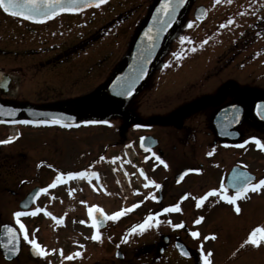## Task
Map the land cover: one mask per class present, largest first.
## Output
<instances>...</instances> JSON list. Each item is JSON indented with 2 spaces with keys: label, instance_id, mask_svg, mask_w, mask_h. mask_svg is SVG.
<instances>
[{
  "label": "flooded vegetation",
  "instance_id": "obj_1",
  "mask_svg": "<svg viewBox=\"0 0 264 264\" xmlns=\"http://www.w3.org/2000/svg\"><path fill=\"white\" fill-rule=\"evenodd\" d=\"M118 1L122 4L129 3L125 5L127 10L132 6L136 7L137 12L134 22L127 24L125 37H121V30L110 42L97 45L98 49L94 55L81 57L82 53L76 52L80 50L78 47L82 44H94L93 40L111 31L115 24L109 25L111 22H108L99 29L102 33L97 30L91 34V38L72 45V49L68 47L63 52L47 58L48 66L52 69L59 67L57 74L50 79V82L57 84L59 96L54 97L38 90L34 94L36 96L31 98V95L22 92L19 86L13 89L14 70L0 66L3 78L0 77V100L21 106L68 112L101 101L105 97L106 86L111 77L128 61L131 37L152 2L144 0L137 4L138 0ZM98 8L87 11L95 12ZM8 16L0 9V17L6 19ZM129 16L130 13L126 17L124 14L120 23L125 25ZM258 20L255 24L262 30L261 37L264 38V15ZM204 22L196 21L193 24L197 26ZM26 23L30 25L25 27L31 37L35 31H32L31 27L34 26L30 22ZM46 24L49 23L35 25ZM177 28L171 33L178 32V36L168 37L163 54L154 64L145 85L120 111L103 105L93 109L98 110L96 114L83 116L87 110L79 115L76 122L65 123L71 127L19 122L15 124V135L5 133L0 136V140L15 137L10 143L0 144V232L6 223H11L18 230L21 239L19 254L12 260L4 258L0 246V256L4 263H17L24 257L21 264H79V259L83 257L89 260L85 264H138V258H149L148 264H204L207 253L211 252V256L207 257L211 264L217 263L220 258V262L224 264H254L253 254L264 248V242L256 246L245 241L254 229L264 228V215L261 216L264 214V189L258 192L250 191L247 198L238 199L237 204L241 209L238 214L234 205L222 200L219 194L209 196L203 201L200 207L205 212L199 216L203 217L199 223L201 225L207 217L214 216L210 206H220L227 211L216 215L215 224H212V227L224 231L221 240L216 243L213 241L217 235L212 231H191L187 227V223L192 219L193 206L197 208V199L200 196L211 189H219L222 183L227 188V194H234V172L250 173L253 182L264 178V149L257 147L256 143L250 140L251 137H256L264 143V118L256 112V105L264 103V84L257 83L254 71L240 68L239 53L235 51L239 45L247 46L249 37L239 36L230 48L233 51L223 53L217 51L221 46L218 49L213 44L203 43L201 46L205 41L204 37L196 38L198 42H195V37L190 36V40L182 42L181 37H185L186 32ZM247 32L249 35L254 34L253 30L248 29ZM129 34L130 38L127 40ZM16 35L17 32H14L12 37L11 34L9 38L6 37L3 40L4 46H17ZM193 47L195 51L191 50ZM0 50L3 53H15L11 49ZM262 51L261 47L258 51L253 49L250 55H260ZM177 53L181 54L180 58L175 55ZM96 77H99L98 80ZM68 85L73 89L65 91ZM232 106L239 109V119L235 122L232 120ZM86 120H107L110 123H83ZM0 125L10 127L9 123L3 121H0ZM19 126L41 131V143L27 134L25 129H19ZM97 127L102 128L104 132L98 144L95 133ZM141 137L145 138L143 147ZM46 139L56 141L49 143ZM245 140L249 142L244 144ZM38 143L40 144L37 145ZM52 144L59 154L56 167L54 166L56 176L87 169L89 176L91 172H97L99 177H91L89 180L86 176L58 182L55 187L48 188L46 193H41L29 206L24 207L23 202L35 188L39 191L55 180L46 184L45 181L29 178L31 169L27 163L31 156L37 155L38 152L33 154L34 149L45 147L38 153H41L43 158L39 156L37 159L42 162L41 166H44L48 162L47 152L52 149ZM210 151L213 152L211 156L207 155ZM156 156L160 159H156ZM113 157L120 159L113 161ZM161 160L164 163H161ZM47 168L49 169L48 166L45 169ZM140 169L144 170L143 174ZM189 169L200 171H187ZM184 170L186 173L183 177L177 179V175ZM145 175L160 187L155 184L144 187L147 183ZM136 189H139L138 193ZM149 193L157 199H152ZM53 198L62 200L63 211H71L72 218H84L90 228L87 237L82 236L83 232L80 234L78 226L72 229L71 233L75 239L68 245L48 246L39 238L32 237L31 228L26 223L28 220H34L36 223V220L42 218L57 223L59 221L53 217H62L63 221L67 218L63 211L57 212L44 203L52 201ZM139 198L147 202L148 207L145 208L148 209H145L143 217L133 223L132 227L142 223L149 214H159L157 218L167 217L164 220L171 223L167 230L156 227L153 238L145 240L147 251L140 253V246L132 247V257L129 258L126 252L127 241L125 242L123 237L127 232L126 222L135 216L133 214L139 211V208L122 215L116 221L107 220L98 228L91 224L93 217L89 216L88 209L97 205L105 214L110 215L121 208L126 209L136 204ZM4 202H8L7 205L11 202V207H4ZM143 204L144 202L139 205L140 211L144 210ZM176 204H179L181 211H163L164 208H171ZM37 207L41 208V211L36 215H24L19 219L25 225L29 239L35 238L46 249L55 250L49 251L46 256L33 255L32 246L23 238L24 232L20 230L14 217L17 211L30 212ZM254 208L257 210L254 211ZM48 212L52 213V216L47 215ZM93 216L98 220L101 218L100 213L95 211ZM181 222V228L172 227V224ZM238 223L243 228L237 231L232 229L237 227ZM96 231L102 235L99 241L91 238ZM192 232H198L199 235L193 236ZM179 246H184L189 255L181 254ZM60 250H63V255ZM77 251L81 255L75 256L74 259H65L70 253L75 254ZM54 252L57 253V260L52 262Z\"/></svg>",
  "mask_w": 264,
  "mask_h": 264
},
{
  "label": "rangeland",
  "instance_id": "obj_2",
  "mask_svg": "<svg viewBox=\"0 0 264 264\" xmlns=\"http://www.w3.org/2000/svg\"><path fill=\"white\" fill-rule=\"evenodd\" d=\"M143 1L144 0H138L136 3L140 4ZM145 1L147 2V0ZM119 4L122 3H120L118 0H113L112 2H107L105 5L94 10L95 12L85 11L79 14H65L56 18L55 20L48 22L49 24L46 25H35L31 23L32 26H34V28L31 27V30L33 31L35 29V31L32 32L31 37L29 36V32L25 27L30 26L28 25V23H26V21L24 22V20L22 19L10 16H8V18L6 19L0 17V48L11 49L15 51V53H3V51L0 50V66H5V69L14 70L15 75L13 77V89H16L19 86L21 88L20 90L22 92H28L29 96L31 95V98H34L36 96L34 94L38 90L39 92L42 91L43 93L54 97L59 96V93L57 92V84L50 82V79L53 78V75L57 74L56 71L59 69V67H55V69H52L51 66H48L47 64V58L53 54H57L58 52H63V50L68 47H71L72 49V45H76L77 43L84 41L88 37L91 38V36H93L91 35L92 33L101 29L102 26H104V24L108 22H111L109 25L115 24L116 27L114 26L111 31L105 33V35L101 36V38L93 40L94 44H82V46H79L78 48L80 50L76 52L82 53L81 57L94 55L96 50L98 49L97 45L101 46L105 43L110 42L116 36H118L119 33H121V30V37H125V30L126 28H128L127 24L130 25L134 22L133 19L135 18L137 12H135L136 7L134 8V6L127 10L125 5L129 3L122 4L124 6H120ZM200 4H204L208 8L209 15L204 24L196 26L195 24H193V22L195 23L198 20L194 17V11ZM128 13H130V16L126 20V24L124 25L123 23H120V21H122V18L124 17V14L126 17ZM145 15L146 13H144L143 18L145 17ZM263 15L264 0H231L230 3L228 2V0H219V2L218 0H192L188 8V12L185 14L183 20L178 25L177 30H185V36L195 37V42H198V39L196 38L204 37L207 45L213 44L215 45V47H217V49L221 46L217 51L223 53H229L233 51L230 48L232 47V44L236 42L239 36L244 35L249 37L247 46H245L246 44H242L239 45L235 50L239 53L240 68L254 71L253 73L255 75L257 83L264 84V38L261 37L262 30L256 26L257 24H255L257 22L256 20H258L259 18V20H261V17ZM228 20H233V23L228 24ZM190 23L193 26L189 27ZM221 25L225 26L222 27ZM123 27H125V29ZM184 27L186 28L184 29ZM248 29L253 30L254 34H252V32V35H249V33L247 32ZM13 30H15L14 32H17L16 36L18 37H15L17 46H14L15 48L5 47V43L3 40L6 37L9 38L10 34L12 37L14 32L11 31ZM98 32L101 31L99 30ZM130 34L127 40L130 38ZM177 34L178 32H174L170 36H178ZM260 47L263 49L262 54L256 56L250 55L253 49H256V51H258ZM71 58H73V56ZM96 78L98 80L99 77ZM71 89L73 88H70L69 85L65 87V91H69ZM36 98L40 100V98ZM97 111L98 110L93 109L88 110V112L84 113L83 116L96 114ZM21 128L25 129L26 133L29 134L32 138H36L38 142L42 140L40 138L43 134L41 131L36 129H27L26 126H19V129ZM95 129L96 141L98 144V140L102 138L101 136L104 135V132L100 127H97ZM46 132L50 133V131ZM5 133L11 134L12 129L5 128L4 126L0 125V136L4 135ZM46 140L49 143L51 141L52 143H55L56 141L55 139L51 141L50 139ZM40 143H38L37 145H39ZM51 148L52 149L47 152V156L49 157L47 159L48 162L45 164L49 167V169L47 168L48 170L45 169V165L41 166L42 162L40 160L37 161L38 158L42 157V155H40L41 153L38 154L39 151H43L45 147H37V150L34 149L33 154L35 152H38L36 153L37 155L35 157L31 156L27 161L31 169L29 178H34L37 181L42 182L45 181L46 184L55 179L56 172L54 170L56 167L55 164L57 163V160L59 158V154L55 150L53 144ZM96 148L98 149L99 147L97 146ZM113 153L114 152H112V154ZM36 167L38 169H36ZM39 170L41 171L39 172ZM143 198H139L137 200L144 202V204L142 205V208L144 210L140 211L141 208L140 206L138 207L139 211H135V214H133L135 216L129 218L126 222L127 230L132 228L133 223H135L136 221L138 222L140 218L143 217L145 209H148L145 208L146 206L148 207L147 202L141 200ZM7 203L4 202L2 204L4 205V207L10 208L12 205H10L11 202L9 203V205H7ZM44 203L57 212L63 211V206L61 204L62 200H54L53 198L52 201L49 200L47 202L45 201ZM210 207V210L212 214L214 213V216L207 217L204 224L201 225L199 224L200 222L194 223V221L197 220L198 217L205 212V210L202 207L196 208L195 206H193L192 219L187 223V227L191 231L201 229L212 231L215 235H217V238L213 241L216 243L221 240L224 231L219 228H214V226L212 227V224H215L214 222L216 219V215L220 213H226L227 211H225L220 206L213 205ZM256 210L257 209L254 208V211ZM63 212L67 215V218L62 223H56L51 219L46 220L42 218L36 220V223L34 222V220H28L26 223L31 228L30 230L32 237H35L36 239L39 238L48 246H57L61 244L68 245L72 244V240L75 239L71 232L72 229L77 226L81 230L80 234H82L83 232L82 236L87 237L90 228L88 226V223H81V221H85L84 218H72L71 211ZM263 215L264 214H261V216ZM166 218L167 217L158 218L160 221L158 226L154 225L153 227L147 228L142 233L137 231L136 233L129 235V238L127 240L128 247L126 248V252L129 258L132 257V247L139 248L140 246V253H144L145 251H147L148 246L146 245L145 240H147V238H149L150 240L153 238L152 236H154L156 227L157 229H168L170 223H168L169 220H164ZM53 224L55 225L56 229H53ZM239 228L242 229L243 227L238 223L237 227H233L232 229L237 231L240 230ZM253 255L254 264H264V248L259 251H255ZM52 256V262H55L57 260V253H52ZM24 259L25 258L23 257L17 263L12 264H21V261H23ZM148 260L149 258H138L137 262L138 264H148ZM220 261L221 258L217 263L215 262V264H224ZM85 262L87 263L89 262V260L83 259V257L79 259V264H85ZM0 264H7L2 261L1 256Z\"/></svg>",
  "mask_w": 264,
  "mask_h": 264
},
{
  "label": "snow or ice",
  "instance_id": "obj_3",
  "mask_svg": "<svg viewBox=\"0 0 264 264\" xmlns=\"http://www.w3.org/2000/svg\"><path fill=\"white\" fill-rule=\"evenodd\" d=\"M107 0H0V9H3L5 13H10L12 16L16 17H23L28 20H46L50 18L51 16H54L58 14V12L62 11H69V12H75V11H81L83 8H87L89 6L95 5L99 7L101 4L106 3ZM219 2V0H218ZM230 3L231 0H228ZM185 3V0H165L164 4L162 5L161 11H164L165 14H168L169 12L174 13L176 11V8L179 7ZM203 15V14H202ZM202 18V17H201ZM228 24L233 23V20H228ZM193 26L191 23L189 24V27ZM222 27L225 25H221ZM190 40V37H181V41H188ZM206 43V41L202 42ZM192 51H195V47L191 49ZM259 53H257L258 55ZM177 58H180L181 54L177 53L175 54ZM134 84L135 81L126 84L124 87V91L121 93H118L119 95L123 96H131L134 91ZM6 86V85H5ZM232 120L233 122L237 121L239 119V109L236 106H232ZM256 112L257 115L261 118H264V103H260L256 105ZM11 114V113H9ZM227 118V117H226ZM65 117L64 116H50L48 119H34V120H21L20 123L24 124H61L63 126L71 127L70 124H65ZM67 119H73L72 117H67ZM10 123H15L16 121H9ZM85 124H94V123H104L108 124L109 121H83ZM136 127H141V125H136ZM15 137H9L7 140H0V144L3 143H10ZM250 140L254 141L256 143V146L259 148L264 149V143L261 142L260 139L256 137H251ZM249 141L245 140L243 143L247 144ZM145 143V138L141 137V146L143 147ZM243 147V144L240 145ZM155 156V153H153ZM207 155H213V152H208ZM103 159V158H102ZM119 157H113L112 160H118ZM156 159H160L159 156H156ZM161 163H164V161L161 160ZM165 167L167 165L165 164ZM141 173L143 174L144 170L140 169ZM187 171H197L199 172L200 169H189ZM89 177V180L91 177H99V174L97 172H91L89 176V170H82V171H75V172H67V173H60L56 176L55 180L52 184L48 185L47 187L40 188L39 191L34 193L33 198L40 196L41 193H46L48 191V188H52L56 186V183L60 182H66L67 179L72 178H82V177ZM62 177L64 179H62ZM182 178V177H181ZM145 179L147 180V183L144 185V187H148L150 184H155L156 187H160V185L156 184L153 180H148L147 176L145 175ZM232 186L234 188V194L229 195L227 194V188L222 183L220 185L219 189H211L208 193H206L203 196H200L197 199V207H200L203 203V201L207 200L209 196H215L219 194L220 198L232 205H234V210L238 214L240 213L241 209L239 205L237 204V200L240 198H247V194L251 192H258L262 189H264V178L259 179L256 182H253V178L250 173L247 172H234L233 173V180H232ZM137 193L139 192V189L135 190ZM190 195V194H186ZM149 196H151L152 199H157L155 195L152 193H149ZM186 196L184 198H186ZM147 199V197H146ZM82 203H84L82 201ZM143 201H138L136 204L131 205L128 208H121L119 211L113 212L110 215L105 214L103 212V209L100 208L97 205H92L88 209V214L90 217H93L91 220V224L93 227L98 228L99 225L105 223L107 220L116 221L118 220L122 215H126L128 212L132 211L133 209L139 207L140 204H142ZM41 211V208L37 207L34 210L30 212H23V211H17L14 213V217L16 218V223L19 224L20 230L24 232L23 238L28 241V243L32 246V250L36 255L39 256H46L49 251H55L54 249H46L44 246L39 244L35 238L29 239V235L27 233V230L25 228V225L20 221V217L24 215H36L38 212ZM100 213L101 218L98 220L95 216H93V212ZM164 212L169 211H181L179 204L171 206V208H164ZM49 216H52V213L48 212L46 213ZM159 214H149L142 223H139L137 225H134L132 228L127 230L125 236L123 237V240L126 242L129 238L130 234L136 233L137 231L143 232L147 228L158 226L160 221L157 218ZM53 219L58 220L59 222H63L62 217H53ZM203 220V217H199L197 220L194 221V223H199ZM81 223H86V221H81ZM168 223H171V221H168ZM183 226V222L180 224H172L173 228H181ZM5 228L7 230V235L10 237L9 243H12L14 241L18 240L17 230L16 228L5 225ZM193 236H198V232H192ZM259 234V235H258ZM94 240H101L102 235L99 231L94 232L93 236L91 237ZM208 237H205L207 239ZM212 238L214 239L215 236L212 234ZM110 239V238H109ZM262 242H264V228H256L252 231V233L249 235L247 241L245 243H250L252 245L259 246ZM82 247V246H81ZM13 252L18 251V248L13 247L11 249ZM61 255H63V250H60ZM119 254V253H118ZM184 255H187V252L183 253ZM81 253L77 251L75 254H69L65 259H74L75 256H79ZM211 256V252L207 253V257ZM205 258L204 264H211V261L209 259Z\"/></svg>",
  "mask_w": 264,
  "mask_h": 264
},
{
  "label": "water",
  "instance_id": "obj_4",
  "mask_svg": "<svg viewBox=\"0 0 264 264\" xmlns=\"http://www.w3.org/2000/svg\"><path fill=\"white\" fill-rule=\"evenodd\" d=\"M110 0H107V2ZM106 2V3H107ZM165 0H153L151 5L147 10V14L144 19L138 25L136 31L131 37L129 42V59L126 64L109 80L106 90L105 97L96 103L85 105L76 111H64L59 109H45L36 108L31 106H21L17 104L8 103L0 100V121H21L24 118L29 119H48L50 116H64L66 119L64 123H74L77 121L80 114L89 110L106 105L108 108L120 111L125 104L133 98L145 85L147 79L149 78L154 64L160 59L165 49V45L171 30L178 25L181 18L185 15L191 0H185V3L176 8L174 13L169 12L165 14L161 11L162 5ZM175 2V0H173ZM105 4V3H103ZM101 4V5H103ZM100 5V6H101ZM97 6L92 5L87 8H83L81 11L69 12L62 11L58 14L51 16L46 20H28L23 17H18L25 19L32 23H45L52 20L62 14H76L82 11L96 8ZM3 10V9H2ZM11 15L10 13H6ZM203 14V15H202ZM12 16V15H11ZM194 16L198 21H203L208 16V9L205 5H199L194 12ZM16 17V16H14ZM202 17V18H201ZM3 79V78H2ZM135 81L134 91L131 96L119 95L124 91L126 84ZM11 113V114H9ZM67 117H72L73 119H67ZM186 170L182 171L177 175V179L183 177ZM38 191L35 188L23 202L24 207L29 206L35 198H33L34 193ZM5 225H10L15 228L11 223H6ZM3 226L0 232V246L1 251L7 260H12L18 256L21 248L20 234L17 230L18 240L9 243L10 237L7 235V230ZM13 247L18 248V251L13 252L11 249ZM179 251L183 254L187 252L184 246L178 247ZM188 253V252H187ZM33 255H36L33 252ZM184 255V254H183ZM187 254L186 256H188Z\"/></svg>",
  "mask_w": 264,
  "mask_h": 264
},
{
  "label": "bare ground",
  "instance_id": "obj_5",
  "mask_svg": "<svg viewBox=\"0 0 264 264\" xmlns=\"http://www.w3.org/2000/svg\"><path fill=\"white\" fill-rule=\"evenodd\" d=\"M0 75H1V72H0Z\"/></svg>",
  "mask_w": 264,
  "mask_h": 264
}]
</instances>
